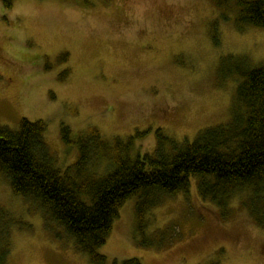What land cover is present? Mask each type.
<instances>
[{"label": "rangeland", "instance_id": "1", "mask_svg": "<svg viewBox=\"0 0 264 264\" xmlns=\"http://www.w3.org/2000/svg\"><path fill=\"white\" fill-rule=\"evenodd\" d=\"M14 0L0 2V126L42 120L55 165L65 170L79 154L63 140L97 128L127 140L130 158L152 153L157 130L179 143L228 122L237 99V58L264 67V30L236 23L235 0ZM217 41H216V40ZM233 56L222 69L220 60ZM240 81V80H239ZM126 154V153H122ZM112 169L107 157L92 168ZM166 198L146 214V236L169 227L163 248L137 243L136 197L119 209L99 252L108 264H264V226L239 201L225 217L199 196ZM245 195V194H244ZM0 172V232L8 229L6 264H90L74 239L41 211H30ZM158 241V238H157Z\"/></svg>", "mask_w": 264, "mask_h": 264}, {"label": "trees", "instance_id": "2", "mask_svg": "<svg viewBox=\"0 0 264 264\" xmlns=\"http://www.w3.org/2000/svg\"><path fill=\"white\" fill-rule=\"evenodd\" d=\"M13 1L0 0L6 8ZM235 4L236 23L264 30V0H235ZM216 6L221 7L220 0ZM232 58H221L219 70ZM236 62L240 81L230 119L201 130L192 142H176L157 130L154 151L132 159L133 141L144 133L124 141L119 137L107 140L97 128L72 137L64 127L65 144L77 145L79 154L62 170L44 140L45 123L23 118L18 130L0 126V172L8 178L13 193L28 201L31 212L41 211L46 223L54 221L64 228L90 264H108L99 249L120 207L134 196L137 243L163 248L166 244L160 239L171 229H158L148 238L146 214L166 198L187 193L191 177L197 179L199 196L217 206L219 215L234 212L232 201L242 194L239 205L256 224L264 226V67H249L241 58ZM105 157L111 160L112 169L98 175L92 168ZM7 231L0 232V264H6L10 254ZM120 264L142 263L130 258Z\"/></svg>", "mask_w": 264, "mask_h": 264}]
</instances>
